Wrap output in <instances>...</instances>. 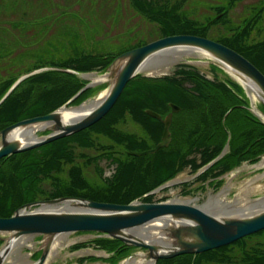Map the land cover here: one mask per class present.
<instances>
[{
  "label": "trees",
  "instance_id": "trees-1",
  "mask_svg": "<svg viewBox=\"0 0 264 264\" xmlns=\"http://www.w3.org/2000/svg\"><path fill=\"white\" fill-rule=\"evenodd\" d=\"M6 1L0 0V25L4 24L0 29H5L0 30V65L6 57L30 55L24 45L35 39V33L30 32L44 19L48 0ZM127 1L126 19L121 18L124 8L114 2L113 6L117 5L113 7L114 12L119 16L117 26L135 14L151 25L152 30L121 39L124 45L116 56L85 53L79 45L80 39L73 37L68 43L70 57L67 55L57 67L82 74L105 71L115 57L157 39L175 35L210 39L208 35L213 33L219 39L216 42L235 50L264 74V0ZM241 6L240 16L234 17ZM8 10L15 12L6 15ZM232 19L238 24L227 26L224 23ZM42 21L47 25L50 18ZM17 36L22 40L15 41ZM47 67L38 59L33 68L24 67L16 74L4 76L1 72L0 101L21 76ZM211 71L215 74L213 78L183 65L171 75H138L128 83L110 112L90 128L0 160V217H10L15 210L31 202L62 197L130 204L172 180L187 167L197 173L215 160L226 144L229 152L198 178L202 175L206 181L210 173L219 177L244 163L260 162L264 157V124L240 107L246 105L242 88L227 76V80H219L217 74L222 71L215 66H211ZM57 72L32 75L13 90L0 105V131L20 121L54 112L86 85L76 75ZM97 88H88L69 106H76ZM170 104L180 107V114H175L176 127H172L175 138L170 146L154 155H131V152L153 149L161 141L164 125L146 111L165 117L171 112ZM98 160H106L109 167L114 168L105 183L103 180L92 183L86 177V168ZM45 180L54 184L53 192L41 188ZM144 200L151 201L150 198ZM258 234L264 235V231ZM113 242L116 241H105L103 245L109 250ZM239 243V252L230 249ZM199 256L195 261L187 257L163 260L159 264H264V239L250 244L240 240Z\"/></svg>",
  "mask_w": 264,
  "mask_h": 264
},
{
  "label": "water",
  "instance_id": "water-1",
  "mask_svg": "<svg viewBox=\"0 0 264 264\" xmlns=\"http://www.w3.org/2000/svg\"><path fill=\"white\" fill-rule=\"evenodd\" d=\"M196 50L210 59L216 68L229 74L243 89L250 101L251 109L259 121L264 124V74L248 59L235 50L205 37L194 35H175L157 39L144 46L127 51L113 59L105 70L106 96L96 108L81 119L69 122L63 113L72 114L80 107L68 104L45 116L26 119L0 131V160L47 145L90 128L103 119L115 106L130 81L150 68L152 61L175 51ZM58 71L78 75L75 71L47 67L21 76L0 101V105L13 90L26 78L44 72ZM88 83L73 99L84 90L94 87ZM256 103L262 106L260 109ZM171 112L163 117L147 110L146 113L164 124L161 141L153 149L144 152H131L133 156L154 155L160 149L168 148L172 143L170 131L173 115L180 107L170 104ZM70 109H73L71 111ZM75 113V112H74ZM79 113V112H76ZM81 113V112H80ZM43 125L41 131L45 137L23 143L14 136L16 129H25ZM45 125V126H44ZM70 204L75 211H52L53 207ZM249 216L217 215L190 204L179 203H143L133 201L122 205L88 200L79 197H62L52 200L32 202L14 211L10 217H0V264H7L15 248L22 239L41 236V253L32 264H46L56 244L64 236L73 233H94L104 235L133 249H141V254L131 253L127 259L142 258L145 262L157 264L159 260L173 259L184 255H198L229 246L248 236L264 231V206ZM255 211V210H252ZM165 223L164 242L155 243L154 238L137 235L142 227L155 223ZM170 242V244H166ZM141 259V260H142Z\"/></svg>",
  "mask_w": 264,
  "mask_h": 264
},
{
  "label": "rangeland",
  "instance_id": "rangeland-1",
  "mask_svg": "<svg viewBox=\"0 0 264 264\" xmlns=\"http://www.w3.org/2000/svg\"><path fill=\"white\" fill-rule=\"evenodd\" d=\"M6 2H8V0ZM114 2L119 5L120 8H124V13L121 14V18L124 17V19H126L128 10L126 7V5L128 6L127 0H48L44 10V19H41L39 24L34 26L35 31L30 32V34L35 33V39L30 40V43L24 45L26 49H29L30 55L21 57L14 56L9 59L6 57L4 64L0 65V75L1 72H3L4 76H9L16 74L18 71H23L24 67H26V69L33 68L34 63H36L38 59L49 68L59 66L61 62L67 59V55L70 57L71 47L68 43L71 42V38L73 37L80 39L79 45L83 48L85 53L87 52L94 55L104 53L116 56L121 46L123 47L124 45L121 39L127 40L129 37L126 36L128 35L131 36V34L137 32H144V30H152L151 25H148V23L146 24L142 18L135 14L129 21L126 20L124 23L122 22L123 25L117 26L116 21L119 20V16L117 12H114L113 7L117 6H113ZM241 11L242 6L234 13V17L240 16ZM11 12L15 11L8 10L6 15H9ZM1 15V19L3 20V12ZM48 17L50 18V22L44 25L42 20L45 21ZM229 19L230 17H228L226 21ZM226 21H224V23L227 26L230 24H238L236 19L235 21L232 19L230 23H226ZM50 25L52 26L51 28ZM0 26H2L0 28H4V24ZM26 28H28V26H26ZM224 31H227V29ZM208 37L215 41L219 40L217 35L213 33H210ZM12 38H14V35H12ZM17 38L18 39H15V41L22 40L21 36H17ZM112 40H115V42L112 43ZM173 57L174 55L172 58ZM172 58L161 60L160 64L157 66L153 65V67L151 66L141 74L157 77L171 75L178 67L188 65L198 69L202 73H210V76L215 77V74L212 72L213 70L211 71V61L204 55L196 54V52L192 55H184L175 63L170 62ZM220 73L218 72L217 74L219 80H227L226 77ZM57 74H59V72H57ZM90 75L103 77L106 75V72L97 71ZM0 78L2 77L0 76ZM81 80L86 83L93 82L91 79L86 78V75H82ZM93 88L97 89H95L93 91L94 93L92 92L88 98L81 100L76 106H70L73 108L84 106L89 101H96L105 97L108 91L104 82L96 83ZM253 105H257L255 99ZM47 134V132L41 130L36 132L38 138L45 137ZM109 166V162L107 163L106 160H98L92 167H89V169L86 168V177L88 181L93 183V181L99 182L103 180L102 182L105 183L104 180L110 178L114 172V168ZM197 178L198 175L193 173L190 167H187L178 176L165 183L169 184L170 187L160 191V194L157 193L158 195L156 194L154 198L150 197V199L152 201L162 199L174 203L192 201L194 204L197 203L201 206L206 205L210 199L213 200L215 198H219L222 203L225 202L240 206L264 199V158L256 164L246 163L225 175L222 184H219V182L209 184L207 180L204 181L205 177ZM41 188L51 192L56 189L54 184H51L50 180L42 181ZM156 196L158 197L155 198ZM263 239V234H253L242 239V241L250 244ZM109 240L111 239L104 235L100 236L94 233H73L64 236L58 242L59 244L55 246L46 264H132L139 259V257L127 259V256H123L122 254L118 256L119 253L117 251L112 253L105 248L106 245H103L105 241ZM23 243L24 246L22 245ZM99 243L102 246H99ZM73 244L74 246L71 247ZM40 246L41 236L26 238L15 248L14 254L9 258L7 264H32L36 262L41 255L39 252ZM0 247H2V245ZM119 247H121V245ZM240 247L241 245L239 243L234 247H230V249L239 252ZM123 248L129 247L125 245ZM56 249L58 250V254H56ZM129 249L130 254H141L144 252L141 249ZM91 256H97V258L101 257L102 259L89 258Z\"/></svg>",
  "mask_w": 264,
  "mask_h": 264
},
{
  "label": "bare ground",
  "instance_id": "bare-ground-1",
  "mask_svg": "<svg viewBox=\"0 0 264 264\" xmlns=\"http://www.w3.org/2000/svg\"><path fill=\"white\" fill-rule=\"evenodd\" d=\"M201 54L203 55L201 52L196 51V50H189V51H175L173 53L170 54H166L164 56L159 57L157 60L152 61L149 67H153V65L157 66L158 64H160L161 60H165L167 58H172V56L174 55V57L170 60V62H178L182 56L184 55H192V54ZM178 53V54H177ZM107 76V75H106ZM106 76L103 77H97V75H86V78L91 79L95 84L96 83H100V82H104V80L106 79ZM104 98V97H103ZM98 99L96 101H89L87 102L81 110L79 111H73V109H70L72 112V114H68V113H63L64 114V118L66 121L69 120V122H74L77 121L79 119H81L82 117H84L87 113H82V112H88L90 110H92L93 108H96L98 106V104L100 103V101L103 99ZM75 112V113H74ZM79 112V113H76ZM81 112V113H80ZM45 126V125H44ZM41 129H43V125H37V126H32V127H28L25 129H16L14 131V136L18 137L23 143H29L31 141L37 140L39 139L36 136V132L40 131ZM168 187H170L169 184H164L162 185V190L167 189ZM190 204L194 207L197 208H201L209 213L212 214H227V215H233L235 217L238 216H249L252 214H255L257 212H259L264 206V199H261L255 203H247L245 205H237V204H229V203H225L219 199V198H215V199H210L206 205L201 206L198 205L197 203H193L192 201H184L183 204ZM255 210V211H252ZM56 212V211H75L70 204H65L63 205V207H53L51 210H49L48 212ZM167 226V224L165 223H155L153 225H150L148 227H142L137 229V231L135 232L137 235H142V236H146V237H150V238H154L153 241L155 243H161L164 242L160 239V237H164L163 236V231H161L163 228H165ZM25 239H22L18 245H20ZM59 243H57L56 245H58ZM166 244H170V242H167ZM24 246V243L22 244ZM58 249V248H57ZM56 249V254H58V250ZM13 256V255H12ZM142 258L134 261L132 264H151L148 262H145Z\"/></svg>",
  "mask_w": 264,
  "mask_h": 264
},
{
  "label": "flooded vegetation",
  "instance_id": "flooded-vegetation-1",
  "mask_svg": "<svg viewBox=\"0 0 264 264\" xmlns=\"http://www.w3.org/2000/svg\"><path fill=\"white\" fill-rule=\"evenodd\" d=\"M240 110H241V108H240ZM175 114H180L179 112L178 113H175ZM173 115V121H172V125H171V128H170V131H171V134H172V140L175 138V134H174V131H172V127L174 126V127H176V123H174V119H175V116L176 115ZM163 124V123H162ZM164 125V124H163ZM164 131V130H163ZM163 134V133H162ZM162 138V137H161ZM120 243H118V242H113L112 243V247H111V249H109V251H111V252H114V251H117L118 253H119V255L118 256H120V254H122L123 256L125 255V256H129L130 255V252H129V248H122V249H120ZM187 257H192L193 258V260L195 261L196 259H197V257L196 256H193V255H185V256H180V257H177V258H174L175 260H177V259H179V258H187ZM169 260V259H168ZM168 260H165V261H168ZM170 260H173V259H170ZM161 261H163V260H161ZM161 261H159V262H161ZM194 261H193V263H194ZM159 262L157 263V264H159ZM112 263H113V260H112ZM195 264V263H194Z\"/></svg>",
  "mask_w": 264,
  "mask_h": 264
}]
</instances>
